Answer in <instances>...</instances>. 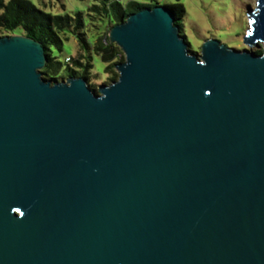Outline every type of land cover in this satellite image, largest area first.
<instances>
[{"label":"water","instance_id":"95a60500","mask_svg":"<svg viewBox=\"0 0 264 264\" xmlns=\"http://www.w3.org/2000/svg\"><path fill=\"white\" fill-rule=\"evenodd\" d=\"M248 15L250 48L198 55L143 7L99 93L0 36V264H264V0Z\"/></svg>","mask_w":264,"mask_h":264},{"label":"trees","instance_id":"16d2710c","mask_svg":"<svg viewBox=\"0 0 264 264\" xmlns=\"http://www.w3.org/2000/svg\"><path fill=\"white\" fill-rule=\"evenodd\" d=\"M158 2H141L129 0H95L89 7L87 16L90 24L99 21L100 26L111 29L114 25L124 22L126 18L142 9L153 7ZM175 14V25L182 37L187 41L183 19L186 14L184 4L177 0L165 4ZM86 14L82 11L74 15L69 13L53 14L40 9L30 0H0V36L4 33H19L39 41L45 48L46 64L42 68V77L51 82L67 80L70 77H83L88 86L99 93L96 83L92 81L95 55L105 63L106 84L118 79L116 64L125 60L122 49L109 40L108 31H89ZM73 35L78 42L79 51L76 56H66L61 59L57 53L64 49L65 41ZM192 52L196 53L190 47ZM261 53V49L255 50Z\"/></svg>","mask_w":264,"mask_h":264},{"label":"rangeland","instance_id":"374dc122","mask_svg":"<svg viewBox=\"0 0 264 264\" xmlns=\"http://www.w3.org/2000/svg\"><path fill=\"white\" fill-rule=\"evenodd\" d=\"M8 1V0H7ZM40 9L53 14L69 13L74 15L82 11L86 17L89 31H106L110 29L106 26L98 28L99 21L90 24L87 12L95 0H30ZM127 2L129 0H121ZM141 2H158L159 4H170L177 0H137ZM186 9L183 19L184 32L187 42L193 50L199 55L201 46L207 39H217L222 44L235 49L250 48L244 44V37L250 27L248 9L255 8L256 0H179ZM108 31V34H109ZM8 33H4L6 35ZM19 34V33H17ZM253 50L262 49L261 47H252ZM79 51L77 39L71 35L69 41H65L64 49L57 53L61 59L66 56H76ZM105 63L98 55H95V66L93 68V79L97 88L106 80Z\"/></svg>","mask_w":264,"mask_h":264}]
</instances>
